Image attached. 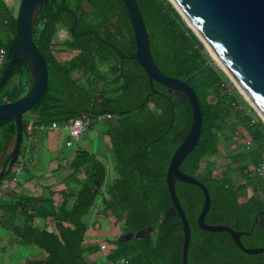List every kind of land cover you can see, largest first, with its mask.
<instances>
[{"label": "trees", "instance_id": "obj_1", "mask_svg": "<svg viewBox=\"0 0 264 264\" xmlns=\"http://www.w3.org/2000/svg\"><path fill=\"white\" fill-rule=\"evenodd\" d=\"M137 1L158 66L188 81L201 101L202 133L181 169L210 190L212 205L206 221L251 231L242 236L245 246L249 247L247 240L260 241L264 246V177L256 171L264 160V120L253 108L242 106L238 95L230 90L224 71L211 61L203 41L170 0ZM60 26L70 35L63 41L58 39ZM16 30L15 26L14 39L6 46L7 62L18 42ZM34 39L47 58L50 73L46 93L28 111L38 115L39 123L70 122L84 114L94 118L112 113L117 117L108 131L119 176L103 197V213L114 225L121 226L123 233L109 240L113 244L107 255L109 264H182L183 222L177 211L167 214L173 202L166 175L175 150L191 127L192 106L157 81L154 86L159 92L146 99L151 91L149 77L140 62L131 57L136 41L124 0H46L37 18ZM62 50L79 52L70 60H60L57 52ZM76 71L79 76H75ZM30 83V69L21 56L0 89V103L19 99ZM232 115L252 138L250 148L243 145L234 155L233 160L239 163L236 167L227 163L219 168L210 161L203 167V161L217 155L220 145L232 138L226 132L228 126L237 129L235 123L228 124ZM23 123L26 134L24 116ZM16 136V120L0 119V155ZM83 168L86 177L80 181L82 187L72 205L69 197L58 206L53 196L43 197L34 199L42 205L27 215L53 216L57 232L32 223L17 231L27 244L47 252L34 264H90L86 252L100 250L99 244L83 248L88 230L83 218L97 200L105 165L82 153L75 161L74 177ZM233 173H239L243 181H237ZM176 187L191 226L188 264H264V252L247 253L229 232L200 227L198 217L205 200L201 187L180 180ZM248 187L253 189L251 196ZM244 196L248 197L242 200ZM24 201L25 205L32 202L28 197ZM145 227L150 228L148 233L138 236ZM129 232L132 237L127 239L124 235ZM123 258L128 262H122Z\"/></svg>", "mask_w": 264, "mask_h": 264}, {"label": "water", "instance_id": "obj_2", "mask_svg": "<svg viewBox=\"0 0 264 264\" xmlns=\"http://www.w3.org/2000/svg\"><path fill=\"white\" fill-rule=\"evenodd\" d=\"M45 1L21 0L17 14L16 37L18 42L0 75L1 89L17 59L21 56L26 59L31 73L30 87L23 96L14 101L0 103V119L14 118L17 123L16 139L12 146L3 152L5 156L6 152L10 150L0 170V181L12 170L20 154L24 141V114L42 99L49 85L48 61L34 39L37 18ZM170 1L203 41L204 45L207 46V43H209L220 55L225 65L249 93L255 104L240 90L264 120V0ZM124 2L130 15L136 41V51L131 57L140 62L149 77L151 91L147 94L146 99L159 92L154 86V81H157L166 86L168 92L179 99L189 100L192 106L191 127L175 150L166 175L173 202L167 214L177 211L183 222L182 264H188L191 226L177 193V180L196 184L203 189L205 200L198 217V223L202 229L227 231L245 252L250 254L263 253L264 246L247 247L242 241V236L250 234L251 231L237 230L226 224H210L206 221V216L212 205L210 190L200 179L181 169V164L196 146L202 133L204 116L201 101L188 81L169 75L161 70L152 54L149 31L138 1L124 0ZM227 73L235 81L232 75L229 72ZM262 219L264 220V217ZM149 229L145 227L138 231L137 235L147 234ZM124 236L129 239L132 237V233L129 232Z\"/></svg>", "mask_w": 264, "mask_h": 264}, {"label": "crops", "instance_id": "obj_3", "mask_svg": "<svg viewBox=\"0 0 264 264\" xmlns=\"http://www.w3.org/2000/svg\"><path fill=\"white\" fill-rule=\"evenodd\" d=\"M20 2L21 0H0V44L5 47L14 39V27L16 26L17 29ZM69 36V31L64 26H60L59 41L68 39ZM78 52V50H62L57 52V57L60 60H70ZM76 75L79 76L78 71L75 72ZM89 118L91 123L88 129L80 139H73L67 128L42 129L39 127L41 123L36 113L27 112L24 115L28 127L27 133L24 134L18 161L6 178L0 182V264H34L47 256V252L41 247L27 244L17 231L24 228L27 223H32L35 226L57 232V222L53 216L30 218L27 215H31L36 208L41 207V201H38L39 203L34 201L41 200L43 197L53 196L55 206L60 205L66 197H69L70 205L74 203L76 193L82 187L80 181L86 177L85 168L74 177L75 161L81 157L82 153L95 157L105 165V178L98 185L99 195L91 208L93 213L98 211L103 213V197L107 195L110 185L119 176L113 141L108 131L110 126L116 122L117 117L113 114L111 118L106 116L94 118L89 116ZM100 121H104V124L98 126ZM250 138V135L245 133L242 139L244 142ZM71 140L72 143H69ZM222 145L217 156H220L225 148ZM9 151L5 156L0 155V170ZM25 197L32 202L25 205ZM109 222L110 227L107 229L112 231L114 227L111 219ZM117 227L118 232L113 235L114 237H108L109 240L123 233V228ZM86 236L88 237L89 234L86 233ZM86 236L83 242L84 249L91 246L85 245L88 242ZM108 246L110 250L113 244L109 243ZM100 250L102 252L101 245ZM97 252H86V256L91 257ZM104 256L106 263L104 261L102 264H109L107 254Z\"/></svg>", "mask_w": 264, "mask_h": 264}, {"label": "rangeland", "instance_id": "obj_4", "mask_svg": "<svg viewBox=\"0 0 264 264\" xmlns=\"http://www.w3.org/2000/svg\"><path fill=\"white\" fill-rule=\"evenodd\" d=\"M205 50L209 56V58L211 59V61L218 67H220L225 75H226V80L227 83L229 85V88L231 91H233L234 93H236L239 97V99L242 101V106L246 107H251L253 108L258 115L259 112L256 110V108L250 103V101L245 97L244 93L240 90L239 86L236 84V82L229 76V74L226 72V70L221 66V64L217 61V59L214 58V56L211 54L210 50L208 49L207 46H205ZM212 99H214V96L211 97ZM256 116V115H254ZM228 124L231 125L232 123H235L237 125V129L236 130H232V128L230 126H228L226 128V132L232 137L230 140H227L225 142H223L222 146H224L225 148L223 149V152L221 153L220 156H211L208 157L206 160L203 161L202 166L204 167L205 164L207 162H215V165L219 168H223L227 163H233V166L236 167L239 165L238 162L234 161V155L237 154L238 152L242 151V143H243V136L241 135L242 132L247 133L245 130L246 128L240 123V121L234 116H230L228 119ZM104 124V121H100L98 123V126H101ZM96 125V128L98 127ZM219 149H221V145L219 147ZM247 153H245L244 155H246ZM246 157V156H245ZM248 162H250V160L248 158H246ZM251 168L254 170L255 167H253V165L251 164ZM234 178L241 182L243 181V177L240 176L239 173H233ZM248 192V196H251L254 192L252 187H248L247 189ZM248 196H244L242 197V200H245ZM97 210V209H96ZM84 221L88 224L89 227V231L87 232V234H89V236H86V239L88 238V242L85 243V245H94V244H100L103 245L105 243V247L102 248V252L98 251L97 253L91 255V257H87L86 254V258L88 259L90 264H102L105 261V254H110V252L112 251V249L109 250V246H108V242L109 239L108 237H112L113 235H115L119 228L114 225L111 230H108L107 228L110 227V218L107 217L104 213H101V211L95 212L93 213L92 210L86 214L84 216ZM114 237V236H113ZM94 241V242H93ZM246 243L249 245V247H255V246H261L260 241H250L247 240ZM86 247V246H85ZM109 252V253H108ZM104 253V254H102ZM106 263V261H105Z\"/></svg>", "mask_w": 264, "mask_h": 264}, {"label": "built area", "instance_id": "obj_5", "mask_svg": "<svg viewBox=\"0 0 264 264\" xmlns=\"http://www.w3.org/2000/svg\"><path fill=\"white\" fill-rule=\"evenodd\" d=\"M7 62V48L0 44V71L2 67ZM100 116H106L108 118L113 117L112 113H106ZM91 121L89 118V115H82L77 118H75L73 121L70 122H59V121H53L52 123H41L39 125L42 129H49V130H55L59 128H67L69 130V133L73 139H80L81 135L88 129ZM72 143V140L69 142ZM245 147L248 149L250 148L252 144V138L247 139L243 142ZM20 169V168H18ZM256 171L258 175L261 177H264V160L260 163V165L256 168ZM102 248L105 247V244L101 245ZM122 262H128L127 259H122Z\"/></svg>", "mask_w": 264, "mask_h": 264}, {"label": "bare ground", "instance_id": "obj_6", "mask_svg": "<svg viewBox=\"0 0 264 264\" xmlns=\"http://www.w3.org/2000/svg\"><path fill=\"white\" fill-rule=\"evenodd\" d=\"M187 18V17H186ZM187 20L191 23V21L187 18ZM193 25V23H191ZM208 45V49L210 50L211 54L214 56L215 59H217V61L221 64V66L223 68H225L227 70V72H229L232 77L235 79V81L237 82L238 86L240 87V89L245 93V95L254 103V101L252 100L251 96L249 95V93L244 89V87L241 85V83L236 79V77L233 75V73L228 69V67L225 65L224 61L221 59L220 55L216 52V50L209 44ZM255 104V103H254Z\"/></svg>", "mask_w": 264, "mask_h": 264}, {"label": "flooded vegetation", "instance_id": "obj_7", "mask_svg": "<svg viewBox=\"0 0 264 264\" xmlns=\"http://www.w3.org/2000/svg\"><path fill=\"white\" fill-rule=\"evenodd\" d=\"M98 34V33H97ZM99 35V34H98Z\"/></svg>", "mask_w": 264, "mask_h": 264}]
</instances>
